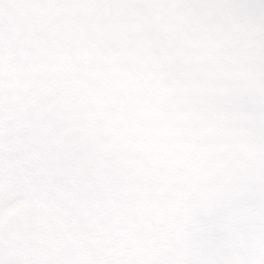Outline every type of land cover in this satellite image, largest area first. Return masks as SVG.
<instances>
[{
  "label": "clouds",
  "instance_id": "clouds-1",
  "mask_svg": "<svg viewBox=\"0 0 264 264\" xmlns=\"http://www.w3.org/2000/svg\"><path fill=\"white\" fill-rule=\"evenodd\" d=\"M0 264H264V0H0Z\"/></svg>",
  "mask_w": 264,
  "mask_h": 264
}]
</instances>
